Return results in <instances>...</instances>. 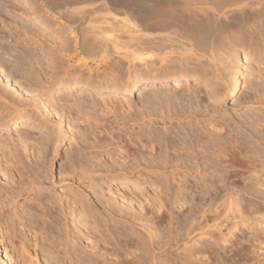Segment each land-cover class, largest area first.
Returning a JSON list of instances; mask_svg holds the SVG:
<instances>
[{
    "label": "rangeland",
    "instance_id": "rangeland-1",
    "mask_svg": "<svg viewBox=\"0 0 264 264\" xmlns=\"http://www.w3.org/2000/svg\"><path fill=\"white\" fill-rule=\"evenodd\" d=\"M0 1V68L14 84H17L21 89L23 88L27 91V93H25L21 89L17 90L13 87H9L10 93H13L10 95V98L14 99L13 102L18 105V110L25 113L29 119L25 123L13 124V122H10L7 126L0 125V264H8L4 253L11 257L12 264H70L69 258L71 257L70 260L74 259V264H80L78 262V255L76 256L74 253H86V256L88 254L89 256L87 258L90 262L92 261L93 255L96 254L95 251L97 248L100 253L106 252V256L110 258V261L112 260L111 264H115V255L113 254L116 252H121L120 254H123V252L126 251L127 255L125 260L130 262H127L128 264H132L130 260L133 261L135 256L140 253L137 242L139 239L150 237L147 233V228L149 229L150 227L149 231L156 229L154 232L159 235L158 239L161 241L160 236L165 237L169 231H173L174 228L175 230L177 228L176 231L178 232V230L181 229L180 227L185 226L186 228V226L190 225L189 222L187 223V221H185V214L189 210V205L183 206L181 209H178L180 205H178L177 209L174 208L171 213L173 218L171 219V216H168L169 214H166L162 221L153 219L154 217L151 216L152 212L149 209L151 207L149 206L153 203L160 205L159 199L167 202L169 207L172 204L173 207H176L173 198V191L176 188L174 187L176 186L175 183L171 181V186L174 187V189L172 187L173 190L170 191L171 193L163 191V194L160 192L161 190L159 191L160 188H158V185H156V181L159 180L158 175L164 172V170L161 169L163 165L156 166V161L154 162L156 157H154L155 159L152 158L153 160H150L151 157H148L150 161L148 160L146 162L151 169H149L148 165L145 163L143 166L139 167V170H141L140 173H145L141 175L139 182L134 178L139 176L136 171L134 172L136 176H134L135 174L130 175L133 174L130 173V179H122L120 177L121 173L118 175L119 169L117 170L116 168L119 165L120 167L121 165L123 166L124 162H130V158V160L126 159L128 151L129 154L133 152H137L138 154L139 152L141 155L143 153V155H145V153L147 155L150 152L149 148L156 146V129L163 127V120H161L163 113L164 116L166 114H174L170 119L166 118L167 125L171 124L174 127V125L176 126L178 123L187 126L188 117H192V114H188V111H196L194 112L196 114L194 116L200 122L203 121L204 123L206 120V125L204 126H206L209 131H213L211 128L213 123H221L222 121L239 123L243 118L247 117H244L245 114L248 115L250 113L249 116L251 115L253 119L254 112L252 111L256 108H258L256 110H261L259 108H261L260 106L262 105L252 103V87L256 84V81H263L264 58L262 61L257 62L247 56L245 61V55L242 53L240 54V51H237L236 54L233 52L225 54L221 53V51H217L216 54L218 58L216 59L220 57L224 59L227 57L228 61L229 59L230 61L232 60V65L234 69L237 70V76L242 83V89L240 94L235 97L228 96L227 93H225L224 99L216 101L215 105L209 100V95L212 92L211 83L203 79L201 80L196 76L190 77L188 81L179 80L177 78L175 80L170 79L168 82L162 81L160 82V84H162L160 86L162 87H159V83L156 82V67L159 66L158 63H156V50L155 53L150 56H145L144 61H134L137 67L140 64L142 65V68L139 69H141L143 81L139 82L133 89L131 95L125 92V88L122 87L128 67L127 65L129 64L127 60L129 55L124 49L114 50L110 48L105 53V62H108V64L120 59L122 68L124 67L122 70L123 73H121L119 77V80L121 79L120 83L112 85L111 82H109L108 88H105L104 85H102L104 87L98 85L99 83H105L108 78L107 82L111 80V76L107 79L102 77V75L105 77V75L109 73V70L107 69V73L103 74L106 65H104L103 61L98 59L97 61L95 60V62L91 61L88 67L82 68L84 69L85 77L90 76L89 80L92 78L89 85H97L96 87H86L85 85H77L69 88L57 85L52 86L49 81L54 76V73H52L54 72V68L50 59L53 58L54 61L58 60L57 44L61 39L57 34L67 26L64 24V20L61 18L59 19L55 14V11L59 9L60 2H55L54 0H30L39 10V18L41 21L46 23L49 27L44 28L33 19L27 5L21 4L19 0ZM146 1L152 6L156 0ZM104 3V0H80L78 4L73 6L75 11L90 10L91 8L97 9V7V10L100 9V11H97L96 14L90 17V21L80 22L78 30H80V32L82 31V34L90 30H111L112 34L117 36L119 38L118 40L121 42H125L130 39V37L136 36V34H132L134 31L131 30V25L127 26L128 23L125 20L128 19L130 22L137 25H140V23L132 19L130 12L127 11L124 13V10L120 12L121 9L109 11L102 10L104 9ZM4 9L16 15L18 20L16 23L18 25L7 19L10 18V16L6 18L3 12ZM153 23H155V20L150 21V24ZM19 27L21 29H19ZM260 28H262V32L260 30L261 33L258 32V34L260 33L261 35L259 34V36H262L259 38L261 39V43L263 42L262 45L264 47V26H258V29ZM24 30L31 32L29 33V39L27 36L23 35L25 32ZM19 31H21L22 34L19 33ZM32 34L39 36L41 38L40 41L34 42L35 38H32V36H34ZM27 42L29 44H27ZM131 42H134V40ZM24 45H26V47ZM32 48L34 50L36 48L37 52L36 50L33 51ZM48 51L50 54H48ZM33 52L34 54L37 53V55H35L36 57ZM23 55H25V57ZM62 61L58 62L57 65L64 67L65 63ZM200 61H202V63H207L204 59ZM215 61L216 67L222 69L223 64L219 60ZM79 64L80 62L75 63L76 66ZM75 65L72 62L71 66L73 68ZM107 66V68H110V65ZM88 68L91 70L90 73L87 72ZM69 69L71 70L72 68ZM208 70H210V67ZM96 71L100 75L97 74ZM261 76L263 77L260 78ZM100 77L102 79H100ZM154 77L155 81H152ZM98 79L100 81H98ZM225 85L227 86V84H224V87ZM201 90L206 93L205 97L202 96L201 98V95H203L199 93ZM157 91H164L169 99H165L163 95H160V92H158L162 100L156 101ZM222 92H225V88ZM262 92L263 91L260 93ZM247 107L250 109L248 110ZM253 108L255 109L253 110ZM212 110L216 112L214 115ZM217 110H219L218 113ZM246 110L248 112H245ZM207 115L209 117H207ZM9 116V111L0 103V123L8 119ZM194 116L192 117L193 120H191L197 122L196 119L194 120ZM58 117L61 121L63 120L62 126L53 120H58ZM176 117L177 119L174 121ZM178 118L180 119L179 122L177 121ZM125 123L126 125L124 126L123 124ZM118 124L120 126H118ZM252 125L254 126L253 132H255V130H261V128L259 129L256 127L255 123H252ZM172 131L171 134L173 135L175 129H172ZM250 132H252L251 128L250 130H246L244 134L242 133L243 135L241 134V137L239 136V142L241 141L242 143L243 140L244 145L246 143L244 142L246 140L245 134H249ZM253 135L256 137L255 134ZM230 136L227 135V141ZM242 137L245 140L241 139ZM225 139H222V141L224 142ZM261 140L259 143L256 141H254V144L251 143L255 148L249 147V145L248 147L253 150H261L262 153L259 151L260 155H264V151H262V149H264V138L262 141ZM116 141H118V143H116ZM146 145L147 147L145 148ZM241 146L242 145L239 147L241 150L244 149V146L246 147V145L242 148ZM147 148L148 150L145 152L144 149ZM171 148L172 147H170V149ZM174 148L175 151L176 147ZM135 154L136 153H133L131 155ZM176 156L177 154L175 153L170 155V166H174V164L178 162V159H175ZM4 157L9 160L11 159L14 166L11 168H9L10 166H6ZM258 157L259 155L255 157V159L259 160L261 158L259 157V159H257ZM123 159L126 160L123 162ZM261 159L264 162V157ZM105 161L106 164L103 163ZM113 161L115 162L113 163ZM260 161L257 162L259 163ZM121 162L123 163L120 164ZM111 163H113V165ZM116 163L117 167H115ZM127 163H125V165L127 166L129 164L130 166V163ZM37 165H39L40 169L39 167L37 169ZM256 165V168L252 165L256 170H250V168H252L250 164L249 168H247L248 165L244 167L245 169L243 168L244 165L235 168L233 173L234 177L227 178L228 180L225 178L227 182L224 181L226 182L224 183L225 187H223L220 197L218 195L217 202L215 201V203H213V201L207 206L208 210L212 207L211 210L208 211L209 213L207 212V218H204L207 220H201L202 226L196 227L194 229L195 231L190 235L194 240L187 244H185L186 241L179 240L180 242L178 241V243L172 242L160 249L158 248L159 246L157 247L156 245L155 247L157 249L153 247L154 251L152 252V255L156 258L155 261L158 262V264L160 262V264H184L182 258L183 252H193L196 250L192 253V261L190 260V264H198L200 262V264H204V262L205 264H264V164L258 165L256 163ZM260 165L263 167H259ZM19 167L20 169L18 170ZM108 170H110V172ZM111 170H115L116 172H112ZM228 171L230 170L228 169ZM114 173L115 176L112 177ZM34 177H38V183L40 184L39 189L35 190V192H30L31 194H35V198L33 202H27L25 201L26 193L29 192L30 189L25 188L28 181ZM189 180L190 182L192 181L191 178ZM232 182H234V185L230 186ZM189 184L193 183L191 182ZM246 185L247 188L245 187ZM234 186L236 189H233ZM243 190H247V192ZM211 191L212 190L209 191V196H206L210 197V195L212 196L215 194L213 193L214 191ZM190 194L191 193H189V195ZM195 194L197 195L198 193ZM196 195L194 196V201H197L200 196ZM72 196H75L76 202L74 200V204L76 205L74 206H76V208L74 211L69 212L71 210L68 211L66 206H69ZM82 201L86 203L89 201L92 205L93 213H85V210H82L84 209ZM209 203L207 202V204ZM138 204H140V206L143 204L142 207L144 211L140 209V207L137 208V206H139ZM41 205H44L43 207L45 209ZM144 206L146 208H144ZM116 207L123 209L122 212L130 221L128 219H120L122 214H120L121 216L119 214L116 215L117 209L114 210ZM60 208L63 210L60 211L62 214L59 212ZM113 210L116 211V213ZM139 211L143 214L144 212H148L144 215L145 217L147 216L144 222H139ZM59 213L60 216H58ZM134 217L135 221H133ZM150 217L154 220L153 223ZM175 218L177 219L176 221ZM104 219L108 221V229L113 232V237H111V234L105 233V227L102 226V221ZM131 219L134 223L131 222ZM98 221L101 225H96ZM171 221L173 223H171ZM177 222L180 227L176 224ZM185 222L188 225H186ZM63 224H65V228L62 227L64 226ZM137 224H139V226ZM141 224L142 227H140ZM145 227L146 229H143ZM64 229L65 231H69H66L68 237L71 236L73 238L70 237L67 239ZM121 230L125 231L123 232ZM181 230H179L180 233H183ZM57 231L59 232L57 233ZM210 232L212 237L219 240L213 241L209 239L207 234ZM63 233L66 235L65 238H63ZM219 235L226 236L225 238L220 237L221 240ZM56 236H63V239L61 237L60 239L65 246L61 244L62 242L58 239L59 237L57 238ZM69 239L73 240L69 241ZM196 240H198V242L194 244ZM210 243L213 245H209ZM202 244H206L205 247L209 246L207 248L211 249V251L206 248H204V250ZM66 245H68L67 248L63 249ZM214 246H217V248L215 249ZM70 247H72L71 249H73V251L69 250ZM211 247H213V249ZM198 249L201 252L204 250V254L202 252L201 255H197L196 252H198ZM66 251L71 253L68 255ZM65 252L68 256L65 255ZM92 253L94 254L92 255ZM131 256L134 257L132 258ZM180 257L182 259H180ZM154 258L152 257L153 260ZM100 262L102 261H99V264H102ZM92 263L94 264L93 261ZM104 263L105 262H103V264ZM187 263L189 264V261L185 264Z\"/></svg>",
    "mask_w": 264,
    "mask_h": 264
},
{
    "label": "bare ground",
    "instance_id": "bare-ground-1",
    "mask_svg": "<svg viewBox=\"0 0 264 264\" xmlns=\"http://www.w3.org/2000/svg\"><path fill=\"white\" fill-rule=\"evenodd\" d=\"M54 1L60 2L59 9H58V11H55V14L57 15V17L59 19L61 18L62 20H64V24L67 26H65L63 28V30H61L57 34V36L61 39L60 41H58V44H57V51H58V56H59L58 60L54 61L53 58H51V59L49 58L50 61H52V66L54 68V72H52V73H54V76L49 81V83L52 86L57 85V86H63L64 88H69V87H74L77 85H81V86L85 85L86 87H88V86L96 87L97 85L96 86L89 85L90 80H92V78L89 80L90 76H87V74L90 73L91 70L89 68L87 69L88 73L86 74L87 77H85L84 71H83L84 69H82V68H84V67L86 68V66L88 67V65L91 61L95 62V60L97 61L98 59H100V61H103L104 65H106L104 67L105 68L104 72L105 71L106 72L105 73L103 72V74L107 73V69L109 70V73L106 74L107 76L105 75V77H104L101 74L102 77L104 79H107L110 76L112 77V78L110 77V79H111L110 81L107 82V80L109 79L108 78L105 83H99L98 85L101 87L105 86V88H108L109 82H111L112 85H115V83L116 84L120 83L121 79L119 80V77L121 76V73H123L122 70L124 67L122 68V65L120 63V59L115 61V62H110V64H108V62L106 63L105 62V59H106L105 53L110 48L114 49V50L124 49V50H126L127 54L129 55L127 57L129 64L127 65L128 67H127V71L125 74V80L123 82L122 87L125 88V92H127L129 95H131L133 89L139 84V82L143 81V75L140 71L141 69H139V68H142V65L140 64L137 67V65L134 63V61H144L145 56H147V55L150 56L151 54L155 53V50H156V60H157L156 63H158V65H159V66L156 65L157 66L156 67V82L159 83V87H162V86H160V85H162V84H160V82H162V81L168 82V80H170V79L175 80L176 78L179 80L188 81L190 77L196 76L197 78H199L201 80L203 79V80L211 83L210 86L212 85V92L210 93V95L208 92L207 93L209 95V100H211V102H213L215 105L216 101L224 99L225 93H227L228 96H234L235 97L236 95L240 94V91L242 89V83L239 80V77L237 76V73H238L237 70H235L234 66L232 65V60L230 61V59H229V61H228L227 57H225L224 59H222L221 57H220L221 59L220 58L216 59V58H218V56L216 54L217 51H219V52L221 51V53H225V54L230 53V52L231 53L233 52L236 54L237 51H240V54L242 53L243 55H245V57H244L245 61H246L247 56H249V58H251L252 60H255L257 62L262 61L264 58V47L262 45L263 42L261 43V39L259 38V37H262V36H259V34L262 32L261 29L263 27L258 29V26H264V0H156L152 6L149 5L146 0L145 1H143V0H135V1L134 0H104L105 1V3L103 4L104 9H102V10L109 11V10H113V9H115V10L121 9L120 12H122V10H124V13L129 11L132 19L135 20L137 23H140V25H137L133 22H130L128 19L125 20L128 23L127 26L131 25V27H132L131 30L134 31V32H132V34H136V36L130 37V39H128L125 42L119 41L118 40L119 38L117 36H115L114 34H112L111 30L110 31L105 30V29H101L98 31L90 30L89 32H86L84 34L81 33L82 31L80 32V30H78L80 22L90 21L91 20L90 17L92 15L96 14L97 11H100V9L97 10L98 7H97V9L91 8L90 10L85 9L84 11H75L73 6L78 4V2L80 0H54ZM19 2H21V4L27 5V7L29 8V12H31L32 17L36 22L40 23L44 28H49L46 23L41 21V19L39 18V10L36 8V6L30 0H19ZM3 12H4V15L6 16V18L10 16V18H7V19H9V21L11 20L13 23L18 25L16 23L18 21L16 18V15L11 14L10 11L7 9H4ZM151 20H155V23L150 24ZM76 28H77V31H76ZM140 28H141V30H140ZM19 29H21V28L19 27ZM260 30H261V32H260ZM24 31L25 32L23 33V35L27 36L29 39V33H31V32H27L26 30H24ZM258 32H260V33L258 34ZM19 33L22 34L21 31H19ZM32 35H34V36H32V38L33 37L35 38L34 42H37L38 40L40 41L41 38L39 36H37L35 34H32ZM263 36H264V34H263ZM25 39L28 40L27 38H25ZM133 40H134V42H131ZM27 44H29V43L27 42ZM35 45H36V43H35ZM155 45H156V48H155ZM24 46L26 47V45H24ZM35 50L37 52L36 48H35ZM35 50L33 49V51H35ZM28 52H30V51H28ZM30 53H29V55H30ZM33 54H34V52H33ZM48 54H50L49 51H48ZM35 55H37V53L34 54V56ZM23 56L25 57V55H23ZM37 57H39V56H37ZM201 59H204L205 62H207V63H202V61H200ZM215 60H219L223 64V65L222 64L221 65L224 68V69L222 68L224 70V72L222 69H220V67L219 68L216 67V64H215L216 61ZM60 61L65 63L64 67L57 65L58 62H60ZM37 62H38V59H37ZM72 62L74 65H75V63H79V62H80V64L78 66L75 65V67L73 68L71 66ZM194 62H196V63H194ZM107 65H110L109 66L110 68H107L108 67ZM207 65L210 67V70H208L209 67ZM69 68H72V69L70 70ZM164 68H166V69H164ZM220 70H222V71H220ZM97 71H96V73L99 74ZM262 77L263 76H261L260 78H262ZM100 79H102V78L100 77ZM262 79H263V81L262 80L260 81L259 79H257L260 82L258 81L259 82L258 83L256 81L255 82L256 84L254 83L255 85L252 87V89H253L252 103L262 105V106H260L261 108H259L261 110H256L258 108H256V109L253 108V110L255 109L254 111H252V112H254V114H253L254 118L253 119H252L251 115H250L251 117L249 116L250 113L248 115L245 114L244 117L245 116H247V117H245V118L242 117L243 119L240 122H239V120H240L239 119L238 120L239 123H236V122L232 123L231 121H230L231 123H229V121H227V122L222 121L221 123H213L212 127H211L213 131H209L206 128V126H204V125H206L205 124L206 120L203 123L202 120H201L202 122H200L194 116V115H196L194 113L196 111L190 110V111H188V114L189 113L192 114V117L194 116V120L196 119L197 122L192 121L193 119L190 116V117H188V122L186 123L187 126H183V125L178 123V125H176V126L173 124L174 127L171 124L167 125V123H166V118L170 119V117L173 116L174 114L171 115L168 113L169 115L166 114L167 116L166 115L164 116V113H163L162 118H161V120H163V127L156 129V144H155L156 146H152L150 148L148 147L150 149V152L148 151L149 153L147 155L145 153L146 156L143 155L144 153L141 155L139 152H138V154H137V152H133V153H136L137 155L136 154L131 155L133 153L130 152L131 154H129V151H128L127 152L128 156L126 157V159H129V158L131 159V160L129 159L130 162H128V163H130V166L127 162H124L126 159L125 160L123 159V162H124L123 166L122 165H121V167H120V165L118 166L120 168L117 167V163H116L115 167H117L116 168L117 170L119 169L118 175H120V173H121L120 177L122 179H130L129 174L133 173L130 175H134L135 174L134 172L136 171V173L139 176L134 177V176H136V174H135L133 177L136 179L137 182H139L141 175L145 174L144 172L142 174L140 173L141 170H139V167L143 166V164L145 163L148 165V168H149V164L146 162L149 160L148 157H151L150 160H153L152 158L156 157V160H154V162L156 161L155 162L156 166L163 165V166H161L162 168L161 167L160 168L163 169L164 172H163V174L161 173L158 175L159 180L156 181L157 182L156 185H158V188H160L159 191L161 190L160 192H162V194H163V191L170 192L174 189V187H176L173 191L174 192L173 198L175 200L174 205L176 207H173V204L170 205V207H169L167 205V202H164L162 199H159V201L161 203L160 205L159 204L156 205L157 204L156 202H155L156 204H154V203L150 204L151 206L146 204L147 206L151 207L149 209L152 212V213L151 212L150 213L152 214L151 216L154 217L153 219H157V220L162 221V219L165 218L166 214L167 215L169 214L168 216H171L172 210L174 208L177 209L178 205H180L178 207V209L183 208V206L189 205L188 212L187 213L185 212L186 213L185 214L186 220L184 218H182V219L187 221V223L189 222L190 225L186 226V228H185V226L180 227V225L178 223L179 221L176 223L179 225L178 227H180L182 229V230L181 229H179V230L183 231V233H180L179 230H178V232H179L178 233L176 231L177 228H176V230L174 228L173 231L174 232L176 231L175 233L173 231H169V233L165 237L160 236V238H161V241H160L158 239L159 235L156 234V232H154L156 229L153 231L152 230L149 231L150 227H149V229L147 228V230H148L147 233L150 237H148V238L145 237L146 239L140 237L142 239H139V241L137 242L138 243L137 246H138L140 253H139V255L135 256L133 261L130 260L132 262V264H155V263L158 264V262L155 261L156 258H154V256L152 255L153 254L152 252L154 251L153 247H155L156 245H157V247L159 246L158 248L160 249L161 247L163 248V246H166L169 243H172V242L178 243L179 240L180 241H186L185 244H187L190 241L192 242L194 239L191 238L190 235L195 231L194 229L196 227L202 226L201 220L202 221L207 220L204 218L205 217L207 218V216H206V215H208L207 212L210 211L212 208L211 207L210 210H208L207 206L210 205L213 201H214L213 203H215V201L217 202L218 195L220 197V193L223 191V187H225L224 183H226L230 177H234V175H233L234 169L237 168L238 166L242 167L243 165H244L243 168L246 165H248V167L247 166L246 167L249 168V164H250L251 165L250 167H252V168H250V170L251 169L256 170L255 169L257 167L256 163L258 165L264 164V162L261 159L262 157H264V155L262 154L263 155L262 156L259 153V151L261 152V150H253V149L249 148V147L255 148V147H253V145L251 143L254 144V141L259 143L260 140L261 139L263 140V138H264V78H262ZM98 81H100V80L98 79ZM152 81H155V77L153 78ZM224 84H227V86L225 85V87H224ZM102 85H104V86H102ZM175 86H178V85H175ZM9 87H11V88L13 87L17 90L21 89L20 86H18L17 84H14L4 74V72L0 68V103L4 106V108L6 110L9 111V115H10L8 119H5L2 123H0V125H3V126L9 125L10 122H13V124H20V123H25L29 120L27 118V116L25 115V113H22L18 110V105L14 104V102H13L14 99L10 98V95H12L13 93H10ZM224 88H225V92L223 93L222 90H224ZM21 90L24 91L25 93H27V91L24 90L23 88ZM261 91H263V92L260 93ZM158 92H160V91H157L156 101H161L162 99H160ZM196 93H198V92H196ZM199 93L203 94V95H201V98H202V96H204V97L206 96L205 95L206 93L202 92V90L199 91ZM160 95H163V97L165 99H169V98H167V95L164 91L160 92ZM197 100H199V99H197ZM212 108H213V105H212ZM247 109L249 110L250 108L247 107ZM218 111L219 110H217V113H218ZM45 112H47V111H45ZM212 112H213V110H212ZM245 112H248V111L246 110ZM214 113H216L215 110L213 112V115H214ZM45 114H47V113H45ZM204 114H205V112H204ZM207 114H209V113H207ZM180 116H182V115H180ZM177 117H178V115H177ZM177 117L174 118L175 119L174 121H176ZM207 117H209V116L207 115ZM240 117H241V115H240ZM78 119H80V118H78ZM53 120H54V122H56L60 126H62L63 120L61 121L60 118L58 120H55V119H53ZM189 120H191V121H189ZM107 121H108V119H107ZM177 121L179 122L180 119L178 118ZM217 122H218V120H217ZM252 123L253 124L255 123L256 127H258L259 129L261 128V130L260 131L255 130V132H253L254 126L252 125ZM123 125L125 126L126 123ZM118 126H120V125L118 124ZM250 128L252 129V132H250L251 134L250 133L245 134L246 140L243 137L241 138V139H244L245 140L244 142L247 143V144L246 143L244 144V145H246V147H245L243 145V140H242V143H241V141L239 142V136L241 137V134L242 133L244 134V132H246V130H248V129L250 130ZM160 129H162V130H160ZM172 129H175V132L173 133V135L171 134L173 132ZM231 133H232V135H231ZM130 134H131V132H130ZM130 134H128V135L131 136ZM253 134H255L256 137ZM227 135H229V136L231 135L228 138V141L230 140L229 142L227 141ZM253 136H254L255 140H254V138L252 139ZM225 137H226V139H225ZM246 137H248V138H246ZM175 139H177L178 141ZM222 139L223 140L225 139V141L223 142ZM226 142H228V143H226ZM116 143H118V141H116ZM240 145H242L241 148L244 146L243 147L244 149L241 150L239 148ZM248 145H249V147H248ZM250 145H252V146H250ZM258 145H260V144H258ZM146 147H147V145L145 146V148ZM170 147H172L171 148L172 150L170 149ZM174 147H176L175 151H174V149H175ZM148 148L144 149L145 152H146V150H148ZM130 149H127V150H130ZM127 150H125V151H127ZM140 151H142V150H140ZM262 151H264V149H262ZM173 153L177 154L175 159L177 158L178 162L176 164H174V166H172V165L170 166V163H171L170 155H172ZM139 154H140V156H139ZM247 155L250 157H248ZM258 155L261 158L259 159V157H258L257 159H259V160H256L255 157H257ZM8 158H5V163H6V166H10L9 168H11L12 166H14V164L12 163L11 159L9 160ZM119 158H121V157H119ZM115 159H117V158H115ZM173 159H174V157H173ZM174 160H173V162H174ZM142 161H144V162H142ZM255 161H256V163H255ZM257 161H260V162L258 163ZM114 162L115 161H113V163ZM123 162H121L120 164H122ZM103 163L106 164V161ZM113 163H111V164L113 165ZM125 163H127L128 165L126 166ZM224 165H226V166H224ZM252 165H254L255 168ZM263 166L260 165L259 167L262 168ZM38 167H39V165H37V169H38ZM5 168H7V167H5ZM19 169H20V167L18 168V170ZM39 169H40V167H39ZM149 169H151V168H149ZM228 169L230 171H228ZM108 171L110 172V170H108ZM111 171L113 172L115 170H111ZM248 173H250V172H248ZM114 176H115V173H114V175H112V177H114ZM190 178L192 179L191 182L193 184H189V183H191L189 180ZM225 178L226 179L228 178V179L226 180ZM171 181L174 182L176 186H174V187L171 186L172 185ZM224 181H226V182H224ZM19 183H20V181H19ZM39 185L40 184L38 183V177H34L33 179H30L28 181L25 189L28 188V189H30V191L26 193L25 201H27V202L28 201L29 202L34 201V198H35L34 195L35 194L34 193L31 194L30 192L31 191L35 192V190L39 189ZM231 185H234V182H232L230 184V186ZM172 187H173V189H172ZM245 187L247 188V185ZM224 189H226V188H224ZM233 189H236V187L234 186ZM210 190L214 191L213 193H215V194L212 196L210 195V197H208L209 196L208 194H210V192H209ZM231 190H230V192H231ZM247 190H243V191L247 192ZM193 191H194V193H193ZM224 192H225V190H224ZM228 192H229V190H228ZM232 192H234V191H232ZM189 193H191V194L189 195ZM195 193H198V194L196 195ZM194 194L196 196L200 195L198 197L197 201H194V198H195ZM229 194H231V193H229ZM206 195H208V196H206ZM205 196H206V198H205ZM207 197H208V199H207ZM74 200H75V196H72V198L70 199L69 206H66L68 208L67 209L68 211L71 210L69 212L74 211L76 208V206H74V205H76V204H74ZM166 201H167V199H166ZM75 202H76V200H75ZM207 202L208 203L210 202V203L207 204ZM147 203H149V202H147ZM168 204H169V202H168ZM82 205L84 206V209H82V210H85V213L86 212L87 213H93V208H92V205L89 203V201H88V203H86L85 201H82ZM138 205L139 206H137V208L140 207V209H143V207H142L143 204L141 206H140V204H138ZM145 206H144V208H146ZM66 207H64V208H66ZM171 207H173V208H171ZM116 209H117V213H116V211H114ZM160 209L162 210V212ZM114 210L113 211L116 213V215L122 214V217L120 219H122V220L128 219L124 215V213L122 212L123 209H119L116 207ZM60 211H63V210H61V208H60L59 212ZM143 211H144V209H143ZM118 212H120V213H118ZM140 212L141 211H139V216H140L139 222H144V220H146L145 218L147 217V216L145 217L144 215H146L148 212L147 213L144 212V214L140 213ZM57 213H58V211H57ZM60 213L62 214V212H60ZM60 213L58 214V216H60ZM61 216H63V215H61ZM123 216H124V218H123ZM152 217H150V218H151V221L153 223L154 220L152 219ZM150 218H148V219H150ZM171 218H173V217L171 216L170 219ZM176 218H175V221L178 219V218L177 219ZM134 219H135V217L133 218V221H135ZM128 220L130 221V219H128ZM133 221L131 219V222H133ZM155 222H157V221H155ZM171 223H173V222L171 221ZM187 223L185 222L186 225H188ZM65 224L67 225L66 222H65ZM65 224H63L64 226H62V227L65 228L66 227ZM99 224L101 225V223H99V221H98V224H96V225H99ZM167 224H169V223H167ZM183 224H181V225H183ZM137 225L139 226V224H137ZM102 226L105 227V233H109V234H111V237H113V235H112L113 232L110 229H108L109 228L108 227V221L106 219H104L102 221ZM120 227H122V226H120ZM140 227H142V224ZM143 229H146V227ZM147 230H145V231H147ZM64 231H65V229H64ZM66 231L64 232L65 234H66ZM121 231H123V230H121ZM145 231H143V232H145ZM58 232L59 231H57V233ZM67 232H69V231H67ZM64 233H63L64 237L62 236L63 238H65V236L67 235V234L64 235ZM210 234H211V232L207 234L209 236V239H211L213 241L219 240V239H216L215 237H212V235H210ZM139 235H141V234H139ZM163 235H165V234H163ZM222 235H219V238L220 237L225 238L226 235L225 236H222ZM58 237L57 238L60 239L61 236H58ZM70 237H68V235H67V239ZM107 237H109V236H107ZM71 238H73V237H71ZM76 239H78V238H76ZM204 239H201V240H204ZM71 240H73V239H71ZM71 240L69 239V241H71ZM60 241L62 243L61 242H59V243H61L63 245V241L61 239H60ZM225 241H226V239H225ZM197 242H198V240L194 241V244ZM65 243H66V241H65ZM105 244H106V242H105ZM135 244H136V242H135ZM135 244H134V246H135ZM206 244H202L203 249L204 248L209 249V248H207L209 246L205 247ZM125 245H127V244H125ZM209 245H213V244L210 243ZM63 246H65V245H63ZM63 246H61V247H63ZM67 246L68 245H66V247H64L63 249H66ZM130 246H132V245H130ZM137 246H135V247L137 248ZM54 248H56V247H54ZM71 248L72 247H70V249L69 248L68 249L73 251V249H71ZM200 248H201V246H200ZM211 248L213 249V247H211ZM216 248H217V246L215 247V249ZM68 249H67V251H68ZM58 250H60V249H58ZM82 250H84V249H82ZM209 250L211 251V249H209ZM115 251H117V250H115ZM195 251L183 252L184 253L182 255L183 257L180 255L183 258L184 264L187 261H189V264H190V262L192 261L191 260L192 259L191 256L193 255L192 253H194ZM66 252H65L66 256H68L69 253H71V252H69V253L67 252L68 253V255H67ZM202 252L199 251V249H198V252H196V254L201 255ZM58 253H59V251H58ZM95 253H96L95 255H93L94 253H92V255H93L92 261L94 262V264H99V261H102V262H100L102 264H103V262H105L104 264H111L112 263L111 262L112 260L110 261L109 260L110 258H108L106 256V252L100 253L99 249L97 248ZM120 253L121 252H119V253L116 252L115 254H113V255H115L114 256L115 257L114 258L115 264H128L127 262H129V261L125 260L127 252L125 251V252H123V254H120ZM218 253H219V251H218ZM74 254L76 256L78 255V262L80 264L81 263L82 264L92 263V261H90V262L88 261V258H87L89 256L88 254H87V256L85 255L86 253L85 254L84 253L79 254V252H78V254H76V253H74ZM89 254H90V252H89ZM203 254H204V252H203ZM4 255L8 261V264H12L11 263V257H9L6 253H4ZM109 255H112V254H109ZM70 256H71V254H70ZM207 256H209V255H207ZM152 257L154 258V260L152 259ZM178 257H179V255H178ZM181 257H180V259H182ZM71 258H69V263L74 264V261H73L74 259L70 260ZM196 261H198V260H196ZM179 263H180V261H179ZM196 263H198V262H196ZM200 263H198V264H200ZM163 264H166V263H163ZM204 264H205V262H204ZM207 264H209V263H207Z\"/></svg>",
    "mask_w": 264,
    "mask_h": 264
}]
</instances>
